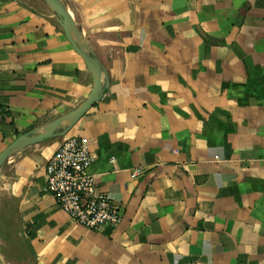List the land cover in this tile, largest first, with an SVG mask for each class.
<instances>
[{"label": "crops", "instance_id": "obj_1", "mask_svg": "<svg viewBox=\"0 0 264 264\" xmlns=\"http://www.w3.org/2000/svg\"><path fill=\"white\" fill-rule=\"evenodd\" d=\"M61 2L108 86L65 136L0 168L2 259L264 264V0ZM93 87L48 2L0 0V153ZM69 136L86 143L118 227L87 230L47 191L45 165Z\"/></svg>", "mask_w": 264, "mask_h": 264}, {"label": "built area", "instance_id": "obj_2", "mask_svg": "<svg viewBox=\"0 0 264 264\" xmlns=\"http://www.w3.org/2000/svg\"><path fill=\"white\" fill-rule=\"evenodd\" d=\"M91 165L92 156L84 140L78 136L65 138L45 165L47 191L74 222L89 231L103 232L118 227L122 210L98 191L90 174ZM134 174L140 175L141 170Z\"/></svg>", "mask_w": 264, "mask_h": 264}, {"label": "water", "instance_id": "obj_3", "mask_svg": "<svg viewBox=\"0 0 264 264\" xmlns=\"http://www.w3.org/2000/svg\"><path fill=\"white\" fill-rule=\"evenodd\" d=\"M51 6L54 5V11L62 22L63 29L74 50L82 57L84 62L92 69L94 87L92 97L86 101L81 107L72 111L71 113L62 116L57 119L48 131H32L27 134L19 136L13 143H11L2 153H0V168L9 159L12 152L21 146H30L38 143H42L48 139L65 136L80 120L81 118L92 108L94 104L99 102L105 94L107 89V79L105 85L103 83L104 69L98 58L89 52H86L80 45V36L77 30H75L74 23L71 15L61 0H45ZM75 33V35H73ZM67 121V125L62 128L64 122ZM0 264H2L0 262Z\"/></svg>", "mask_w": 264, "mask_h": 264}, {"label": "rangeland", "instance_id": "obj_4", "mask_svg": "<svg viewBox=\"0 0 264 264\" xmlns=\"http://www.w3.org/2000/svg\"><path fill=\"white\" fill-rule=\"evenodd\" d=\"M5 253H7L8 260L23 264L22 263L23 257L17 251L6 250ZM0 258H2L1 255Z\"/></svg>", "mask_w": 264, "mask_h": 264}, {"label": "bare ground", "instance_id": "obj_5", "mask_svg": "<svg viewBox=\"0 0 264 264\" xmlns=\"http://www.w3.org/2000/svg\"><path fill=\"white\" fill-rule=\"evenodd\" d=\"M52 7L54 8L55 6L52 5ZM68 11H69V10H68ZM81 42H85V41H81ZM82 44H83V43H82ZM83 48L86 49V45H85V44H83ZM0 262H1L2 264H7L2 258H0Z\"/></svg>", "mask_w": 264, "mask_h": 264}]
</instances>
